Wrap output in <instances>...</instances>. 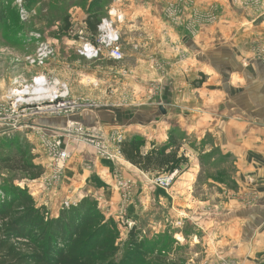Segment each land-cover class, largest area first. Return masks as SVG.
Here are the masks:
<instances>
[{
  "label": "rangeland",
  "instance_id": "obj_1",
  "mask_svg": "<svg viewBox=\"0 0 264 264\" xmlns=\"http://www.w3.org/2000/svg\"><path fill=\"white\" fill-rule=\"evenodd\" d=\"M122 1L4 0L3 3H0L2 11L0 13V99L4 100V104L9 105L10 100L7 99V96L12 86L20 88L22 84H31L33 74L45 71L47 75H51L60 83L67 85L69 99L76 102L78 106L66 114L45 112L40 116L28 117L31 113L23 114L27 110V105H22L20 110L18 109L23 112L21 117L24 118L26 124L30 123L31 125H28L34 127L33 129L26 125V128L23 126L14 132H7L0 126V160L4 157H19V146L26 144L27 151L20 161L39 166L40 169L37 171L41 172L39 177L34 178L16 167L10 169V166H18V163L0 161V198L3 194L2 188H26L37 206H40L39 202H43L42 206L52 218L57 217L62 209H68L85 199L89 205L96 207L104 217L111 218L119 230L118 238L114 244L116 253L112 264H119V261L130 250L131 237L143 240L148 247H150L149 243H153L154 251L161 249L159 254H149L144 259V264H243L236 263L231 256L219 252L222 242L217 238V234L210 237L211 241L209 238L205 241L199 239L197 246H190L185 237L192 232V227L198 226L197 221L187 224L183 223L180 218L190 221L194 214L198 217L218 218L221 213H225L224 211H229L228 201H234L246 207L252 206L258 201V193H260L255 188L256 186L248 188L250 192L243 191L244 189L230 191L226 188L214 191V188L207 186V184H212L208 177L216 179L222 170L220 167L225 161L222 162L219 156H215V160L209 159V161L206 157H201V159L199 157L198 165L202 170L198 176L193 178L195 180L192 185L197 202L187 203L188 207H180L176 204L173 207L169 199L170 205L167 202L159 205L156 201L157 190L166 194L173 185L179 184L180 181L182 183L188 181L184 176L187 174L189 158L181 155L178 158L181 164H174L175 167L171 170L165 169L157 172L140 169L130 163L122 154V144L129 140L125 137L128 135L123 132V126L113 129L112 125L103 122L104 120L101 118L102 114L111 113V111L124 114L126 108L140 104L142 91L151 95L156 91H161L163 86V80H159L157 77L149 82L135 81L136 84L127 79L129 75L127 68L132 61L129 57H125L126 51L128 49V52L131 53L137 49L139 54L140 47L129 43L130 39L138 36L136 35L138 33L131 34L127 28H123V10L119 7ZM233 1L236 2V0ZM240 1L242 5L244 1ZM246 1L250 2L251 0ZM20 8L25 10L23 16L19 12ZM166 8L170 9V7ZM214 8L216 7L213 6L212 16L200 15V22L215 23L218 20V14L216 16ZM185 9H189V7L185 6ZM98 12L100 19H108L114 23L113 27L119 36L123 53L121 60H113L105 49L101 51L97 59L93 60L81 57L77 53L81 40L90 39L92 36L85 29L87 15ZM185 13L187 14V11ZM182 15L183 13L180 14V17ZM180 23L192 24L187 19ZM80 31H83L82 35L79 33ZM32 32L36 37H30ZM41 43L47 44L51 54L46 59L43 68L30 67L27 58L35 55ZM161 56L164 55L161 54ZM185 57V51H181L179 58L185 59ZM257 59L264 63V48L251 51L250 55L243 59L244 66H247L249 61ZM151 68L152 73L156 74L155 71L161 73V68L158 65L154 64ZM17 81L20 82V85H13V82ZM197 82L201 84L203 78L197 79L194 84L197 85ZM217 86L220 87V84L218 83ZM128 90L133 93L135 91L134 94L139 95H132L131 98ZM36 108L39 109L41 106L31 107L33 110ZM29 110L27 112H30ZM117 112L116 114H118ZM38 113L41 112H35V114ZM69 121L79 122L88 135L96 136L100 132V137L106 141V148L112 145L117 147L113 146L114 148L109 149L113 157L109 158L97 151L98 147L88 144L86 140L84 142L81 139L63 138L62 146L67 148L69 157L61 164L59 174L55 175L61 162L49 157V150L48 153L45 151L39 134L45 133L49 137L58 135L60 129ZM115 132L120 134L121 139L119 142L111 144ZM140 143L141 141H139V151L141 152ZM99 162H104L106 167L111 169L112 179L110 181L96 177L95 171ZM205 165H209L208 170L205 169ZM207 171H212V174H207ZM167 178L172 179L167 181L166 186L159 183V180L163 181ZM246 180L249 183L252 177H245L244 181ZM146 195L148 197L145 198L146 202L144 203L143 196ZM170 208L174 209L173 211L179 219L173 221L174 223L170 221L166 226L160 225L159 228L158 225H155L157 218L164 214L167 215ZM199 228L206 236L207 231ZM243 258L245 260L247 256Z\"/></svg>",
  "mask_w": 264,
  "mask_h": 264
},
{
  "label": "crops",
  "instance_id": "obj_2",
  "mask_svg": "<svg viewBox=\"0 0 264 264\" xmlns=\"http://www.w3.org/2000/svg\"><path fill=\"white\" fill-rule=\"evenodd\" d=\"M188 1L123 0L119 4L123 28L131 34L138 33L129 43L140 47L139 54L137 49L131 53L125 50V57L132 61L127 64V79L149 82L157 77L163 80V86L151 95L142 91L140 104L126 108L124 114L111 111L101 118L113 129L123 126L128 139L138 138L143 155L170 139L172 145L166 153H173L177 159L181 155L189 158L184 176L188 181L173 185L166 194L157 190L159 205H170L169 199L173 207L197 202L192 185L202 170L199 157L209 161L219 156L225 161L216 179L208 177L212 184L207 186L214 191L226 188L250 192L248 188L255 185L260 193L252 206L228 201L232 212L224 211L218 218L194 214L190 221L180 220L187 224L197 221L207 231L204 236L198 226L192 227L185 237L190 246H197L199 239L211 241L210 237L217 234L222 242L221 254L231 256L236 263L264 264V63L258 59L247 66L243 63L251 51L264 48V0H242V5L240 0ZM213 6L218 20L200 22V15H211ZM179 13H183L182 17ZM186 19L192 24L180 23ZM181 51H185V59L179 58ZM154 64L161 73L151 72ZM202 78L201 84H194ZM128 92L131 98L139 95ZM174 164L181 162L178 159ZM163 170L164 167L155 171ZM95 172L97 178L112 179L111 169L104 162H99ZM245 177L252 180L248 183ZM147 197L143 196L144 203ZM173 210L157 218L155 225L160 228L178 220Z\"/></svg>",
  "mask_w": 264,
  "mask_h": 264
},
{
  "label": "trees",
  "instance_id": "obj_3",
  "mask_svg": "<svg viewBox=\"0 0 264 264\" xmlns=\"http://www.w3.org/2000/svg\"><path fill=\"white\" fill-rule=\"evenodd\" d=\"M99 15V12L90 13L85 19L91 34L96 32ZM171 145L169 139L168 143L143 155L138 138L132 137L122 144L121 151L130 163L145 171L162 167L171 170L178 160L173 153H166ZM26 147V144L19 146V157H4L0 161L16 162L18 166L10 169L16 167L34 178L39 177V166L20 161ZM1 191L0 264H112L114 261L119 230L111 218L104 217L85 199L52 218L44 206H37L26 188H2ZM130 243V250L119 264H144L149 254L161 252V249L154 251L153 243L148 247L143 240L131 237Z\"/></svg>",
  "mask_w": 264,
  "mask_h": 264
},
{
  "label": "built area",
  "instance_id": "obj_4",
  "mask_svg": "<svg viewBox=\"0 0 264 264\" xmlns=\"http://www.w3.org/2000/svg\"><path fill=\"white\" fill-rule=\"evenodd\" d=\"M19 12H21V15L23 16L25 10L20 8ZM113 24L114 23L108 19H100L96 27V32L92 34L90 39L86 38L81 40V43L77 49V53L81 57H84L88 60H93L97 59L101 51L105 49L109 52V56L113 60H121L123 53L119 43V36L114 30ZM79 33L82 35L83 31H80ZM30 37H36L35 33L32 32ZM50 54L51 53L47 44L41 43L35 55L33 57L27 58V61L29 62L27 63L33 68H43L46 64V59ZM46 73L43 71L42 73L33 74L31 76V84H22L20 88L12 86L7 96V99L10 100L9 105L4 104V100L0 99V126L3 127L7 132H14L23 126H25L24 128L27 126L28 128H34L30 126V123L26 124L24 118L21 117L23 112L19 110L20 106L22 105H27V110H23V114L31 113V115L28 117L40 116L45 112L66 114L69 110L78 107L76 102H73L69 99V90L67 85L65 83H60L57 79H54L51 75L49 76ZM19 83V81L13 82V85H17ZM36 89H39V91L35 92ZM20 96H25V98H21ZM36 105H40L41 108H36V110L31 109V107ZM28 110L30 112H27ZM36 111H40L41 113L35 114ZM21 120L23 121L20 122ZM84 130V127H81L79 122L69 121L64 127H62V129H60V133L58 135L49 137L45 133L39 134V138L44 144L45 151L48 153L49 150V157L61 162L55 175L59 174L61 164L69 157V152L66 150L67 148L62 146L63 138H74L75 140L81 139L84 142L86 140L88 144L98 147L97 151L102 152L109 158L113 157V155L109 152V149L116 147L115 145L108 146L106 148V141L100 137V132H98L96 136H93L86 134ZM116 134L117 132L113 133V137L110 142L111 144H114L116 141H120V134ZM171 179L172 178H167V180L163 181L159 180V183L163 186H166L167 181H170Z\"/></svg>",
  "mask_w": 264,
  "mask_h": 264
},
{
  "label": "bare ground",
  "instance_id": "obj_5",
  "mask_svg": "<svg viewBox=\"0 0 264 264\" xmlns=\"http://www.w3.org/2000/svg\"><path fill=\"white\" fill-rule=\"evenodd\" d=\"M39 85V84H38ZM37 91H39V89H36V91L35 92H37ZM21 98H25V96H20Z\"/></svg>",
  "mask_w": 264,
  "mask_h": 264
},
{
  "label": "water",
  "instance_id": "obj_6",
  "mask_svg": "<svg viewBox=\"0 0 264 264\" xmlns=\"http://www.w3.org/2000/svg\"><path fill=\"white\" fill-rule=\"evenodd\" d=\"M161 109V111H162V108H160Z\"/></svg>",
  "mask_w": 264,
  "mask_h": 264
}]
</instances>
